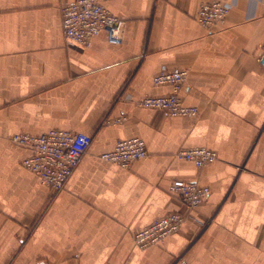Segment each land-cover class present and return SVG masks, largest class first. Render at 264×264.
Listing matches in <instances>:
<instances>
[{"label": "crops", "instance_id": "1", "mask_svg": "<svg viewBox=\"0 0 264 264\" xmlns=\"http://www.w3.org/2000/svg\"><path fill=\"white\" fill-rule=\"evenodd\" d=\"M69 0H0V264H264V0H225L223 22L202 26L212 0H100L124 20L120 44L105 32L68 43ZM188 70L181 91L196 115L139 106L171 92L163 69ZM124 117L119 123L105 118ZM82 131L93 140L62 189L22 164L19 132ZM138 136L148 155L128 168L100 154ZM183 147L215 149L202 167ZM174 179L210 187L198 207ZM181 229L140 248L137 229L169 211Z\"/></svg>", "mask_w": 264, "mask_h": 264}, {"label": "built area", "instance_id": "2", "mask_svg": "<svg viewBox=\"0 0 264 264\" xmlns=\"http://www.w3.org/2000/svg\"><path fill=\"white\" fill-rule=\"evenodd\" d=\"M231 4L225 0L202 3L197 20L206 27L223 22L230 12ZM62 26L70 44L87 46L101 32H105L112 44L123 39L124 20L107 9L100 0H69L61 5ZM188 70L183 68L163 69L154 75L155 84H168L171 92L147 95L137 100L143 107L165 110L171 115H196V106L184 103L181 91L186 83ZM124 117L107 119L108 123H119ZM93 140L90 133L65 129H50L41 133L19 132L12 141L28 147L31 153L23 158L22 164L35 173L40 181L55 190L62 189L83 153ZM148 155L146 141L138 136L118 139L113 149L100 154L102 159L119 163L128 168L130 164ZM178 157L201 167L217 159L215 150L208 147L182 148ZM170 190L177 194L189 209L201 205L209 196L210 187L195 180L176 179ZM186 216L180 211H170L134 232V243L145 248L162 242L165 237L181 229Z\"/></svg>", "mask_w": 264, "mask_h": 264}, {"label": "rangeland", "instance_id": "3", "mask_svg": "<svg viewBox=\"0 0 264 264\" xmlns=\"http://www.w3.org/2000/svg\"><path fill=\"white\" fill-rule=\"evenodd\" d=\"M136 103H137V101H136ZM140 106V105H139ZM157 109V108H156ZM107 119H111V118H105L104 120L106 121ZM183 148H189V147H183ZM180 149H182V148H180ZM180 149L177 151V153H176V156L178 157V152L180 151ZM210 149H212V148H210ZM212 150H215V149H212ZM216 151V150H215ZM217 152V151H216ZM217 155H218V153H217ZM179 158V157H178ZM218 158V157H217ZM180 159V158H179ZM184 160V159H183ZM216 160V159H215ZM214 160V161H215ZM187 161V160H186ZM213 162V161H212ZM210 163V162H209ZM207 164V163H206ZM198 167V166H197ZM202 167V166H201ZM174 180H176V179H174ZM173 180V181H174ZM173 181H172V183H173ZM191 181V180H190ZM171 183V184H172ZM171 186V185H170ZM171 191V190H170ZM172 192V191H171ZM173 193V192H172ZM177 195V194H176ZM178 196V195H177ZM179 197V196H178ZM179 199H180V197H179ZM181 200V199H180ZM182 202V201H181ZM183 204V203H182ZM184 205V204H183ZM185 206V205H184ZM186 207V206H185ZM174 211H177V210H174ZM170 212V211H169ZM181 212V211H180ZM183 213V212H182ZM184 214V213H183ZM185 215V214H184ZM186 216V215H185ZM135 232V231H134ZM133 239H134V234H133ZM163 242V241H162ZM161 243V242H160ZM158 244V243H157Z\"/></svg>", "mask_w": 264, "mask_h": 264}, {"label": "water", "instance_id": "4", "mask_svg": "<svg viewBox=\"0 0 264 264\" xmlns=\"http://www.w3.org/2000/svg\"><path fill=\"white\" fill-rule=\"evenodd\" d=\"M262 62H264V57L262 58Z\"/></svg>", "mask_w": 264, "mask_h": 264}]
</instances>
